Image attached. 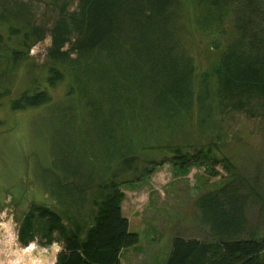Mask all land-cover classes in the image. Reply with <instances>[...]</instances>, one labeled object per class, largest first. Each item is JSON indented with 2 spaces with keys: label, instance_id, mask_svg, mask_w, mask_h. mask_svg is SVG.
<instances>
[{
  "label": "trees",
  "instance_id": "obj_1",
  "mask_svg": "<svg viewBox=\"0 0 264 264\" xmlns=\"http://www.w3.org/2000/svg\"><path fill=\"white\" fill-rule=\"evenodd\" d=\"M50 2L57 19L45 86L21 91L10 108L47 107V118L67 121V137L59 136L74 166L58 167L50 154L44 191L52 205L33 203L19 238L28 245L41 234L45 246L63 243L56 264H122V251L140 243L122 210L124 183L165 163L184 173L194 166L233 172L211 146L190 150L178 136L192 121L208 129L231 113L264 107V0L206 1V19L228 14L234 37L214 72L201 76L182 48L180 0H77L72 11L70 0ZM39 30L38 40L48 31ZM4 52L0 31V64ZM19 52L9 59L17 62ZM240 187L227 183L198 197L210 236H175L166 264H264V237L244 236L249 198Z\"/></svg>",
  "mask_w": 264,
  "mask_h": 264
},
{
  "label": "rangeland",
  "instance_id": "obj_2",
  "mask_svg": "<svg viewBox=\"0 0 264 264\" xmlns=\"http://www.w3.org/2000/svg\"><path fill=\"white\" fill-rule=\"evenodd\" d=\"M50 1L0 0V31L7 52L0 64V93L7 91L0 98V264H15V254L24 250H32L34 257L51 259L56 264L63 246L57 241L43 245L45 239L41 234L25 245L19 236L33 203L52 205L44 191L51 182L46 174V168L52 164L50 154L57 157L58 167L74 166L67 160L70 153L65 152V141L59 136L67 137V121L50 115L47 118V107L23 111L10 108V100L21 91L45 86L52 40L49 30L57 19ZM180 1L184 9L180 20L183 51L193 57L199 76L212 73L234 37L230 16L206 19L210 8L206 1L213 0ZM76 8L77 0H70L69 9ZM39 27L48 30L40 40L43 33ZM15 50L21 56L17 62L9 59ZM64 87L55 90L56 101L63 99ZM253 106L250 113H231L218 128H208L211 130L192 121L178 136L191 144L190 150L193 146H211L215 156L231 161L232 173L222 166L216 167L215 175L198 166L184 173L165 163L150 175L140 170V180L122 185L123 213L130 219V230L140 235L137 246L122 251V264H166L175 236L209 238L210 227L203 220L197 199L227 183L240 184V193L249 198L244 236L264 237V107Z\"/></svg>",
  "mask_w": 264,
  "mask_h": 264
},
{
  "label": "bare ground",
  "instance_id": "obj_3",
  "mask_svg": "<svg viewBox=\"0 0 264 264\" xmlns=\"http://www.w3.org/2000/svg\"><path fill=\"white\" fill-rule=\"evenodd\" d=\"M4 234V233H3ZM3 236V235H2ZM8 237V235H7ZM14 244V242H13ZM2 246V245H1ZM4 248V246H3ZM20 249V248H19ZM38 250V249H37ZM15 252V251H14ZM28 253H30V255L28 256ZM53 253V252H52ZM13 255V254H12ZM16 255V261L15 264H52V260H48L46 258V260L42 259V258H37L33 256V251H26L24 250L23 252H17ZM7 256V255H6ZM40 257V256H39ZM11 258V256H10ZM13 258V257H12ZM45 258V257H44ZM7 259V257H6ZM3 260V259H2ZM48 260V261H47ZM5 262V261H4Z\"/></svg>",
  "mask_w": 264,
  "mask_h": 264
},
{
  "label": "crops",
  "instance_id": "obj_4",
  "mask_svg": "<svg viewBox=\"0 0 264 264\" xmlns=\"http://www.w3.org/2000/svg\"><path fill=\"white\" fill-rule=\"evenodd\" d=\"M123 204V203H122ZM123 207V206H122ZM129 219V218H128ZM129 224H130V228L132 227L131 223H130V219H129Z\"/></svg>",
  "mask_w": 264,
  "mask_h": 264
}]
</instances>
